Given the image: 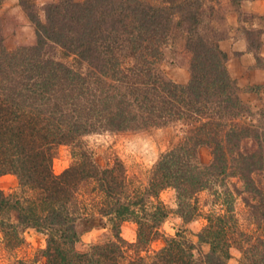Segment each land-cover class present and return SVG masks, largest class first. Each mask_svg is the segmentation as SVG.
Returning a JSON list of instances; mask_svg holds the SVG:
<instances>
[{"label":"trees","instance_id":"16d2710c","mask_svg":"<svg viewBox=\"0 0 264 264\" xmlns=\"http://www.w3.org/2000/svg\"><path fill=\"white\" fill-rule=\"evenodd\" d=\"M18 1L35 42L13 51L0 43V177L19 184L13 193L0 189V233L8 249L21 246L28 229L46 237L35 260L19 264H228L233 248L239 264H264V111L255 119L243 102L204 0H57L44 6L43 19L34 0ZM177 33L191 56L186 84L161 68ZM175 123L186 126L184 136L144 186L119 159L102 163L84 141ZM62 147L71 164L55 174ZM167 189L184 224L205 221L196 242L187 230L162 234ZM205 191L213 208L204 214ZM237 197L248 226L237 217ZM125 222L136 226L134 242L121 236ZM99 226L111 239L78 248L81 233ZM158 239L164 245L151 250Z\"/></svg>","mask_w":264,"mask_h":264},{"label":"rangeland","instance_id":"374dc122","mask_svg":"<svg viewBox=\"0 0 264 264\" xmlns=\"http://www.w3.org/2000/svg\"><path fill=\"white\" fill-rule=\"evenodd\" d=\"M56 1L34 0L36 11L41 19L44 18V6ZM241 4H232L230 0H204L207 11L205 16L207 21H212L219 36H223L224 39L228 37L229 27L226 21L228 14L232 11L238 13V74L242 79V83L238 87L241 90L243 102L255 113V119H257L260 118L258 114L264 111V85H256L264 79V61L259 63L256 61L257 55L264 58V55H262L264 53V18L262 19V17L242 10ZM211 8L212 10L208 11ZM177 34L176 42L170 43L168 48L165 49L164 62L161 67L162 71L172 80L176 77L182 78L184 75L186 77V74H189L191 59L190 54L184 50V35L182 33ZM34 42V26L29 21L27 13L20 6L19 1L5 0L0 5V43L6 50L13 51L20 46L33 45ZM240 49H245L250 54L249 58L241 59ZM64 61L69 64L73 63L72 58ZM250 63L253 65L251 66ZM246 93H250L251 96ZM261 93L263 95H260ZM242 94H244L243 97ZM251 98L256 101L249 104L248 101L251 102ZM246 120L249 121V118ZM185 131L186 126L181 123H175L163 128L141 131L103 132L87 136L84 141L102 163H111L115 158L119 159L124 165L130 180L135 185L144 186L147 184L150 171L159 157L180 142ZM199 157L201 163L208 164L211 159L209 150L202 148L199 152ZM70 164L71 156L68 148L62 147L58 149L53 160L55 174L62 173ZM18 185V180L14 175L6 174L0 177V189L7 193L18 191ZM160 199L171 211L161 227L164 237L173 236L179 229L187 230L188 236L196 242L197 238L195 235L205 223L203 218L184 224L182 219L175 213L177 208L176 194L172 189L163 191L160 194ZM199 200L204 214L213 208V197L209 191L202 192L199 195ZM235 211L240 222L244 226H248L247 209L239 197H237L235 202ZM121 236L129 242H134L136 239L135 224L132 222L123 223ZM111 237L109 227H95L84 230L81 233L80 242L77 246L80 249H85L92 244L111 239ZM23 240V244L18 248L8 249L0 233V264H19L20 261L33 262L36 255L46 244V237L31 229L23 233ZM163 245L164 239H158L151 245V250H157ZM203 250L207 251V247H204ZM231 254L232 258L228 264H239L240 252L233 248Z\"/></svg>","mask_w":264,"mask_h":264},{"label":"crops","instance_id":"0c3cea01","mask_svg":"<svg viewBox=\"0 0 264 264\" xmlns=\"http://www.w3.org/2000/svg\"><path fill=\"white\" fill-rule=\"evenodd\" d=\"M241 8L244 11H247L250 14H254L256 16L264 18V0H247L241 4ZM228 24V37H225L219 42L220 48L227 54L228 61H227V68L232 76L233 79L236 80L237 86L242 83V79L238 74V13L232 11L228 14L226 18ZM264 48V47H263ZM240 58L247 59L249 58L250 54L245 49H240ZM264 55V53L262 54ZM253 63V62H252ZM251 64V63H250ZM253 64H251L252 66ZM249 67V66H248ZM242 69V68H241ZM259 73V72H258ZM173 81L178 84H186L189 81V74H186V77L182 78H173ZM239 82V83H238ZM256 83V82H255ZM256 85H264V79L258 82ZM264 90V89H263ZM264 93V91H263ZM261 93L260 95H263ZM251 96L250 93H246ZM244 94H242V97ZM245 98V97H244ZM251 98V102L248 101L249 104L255 102Z\"/></svg>","mask_w":264,"mask_h":264}]
</instances>
